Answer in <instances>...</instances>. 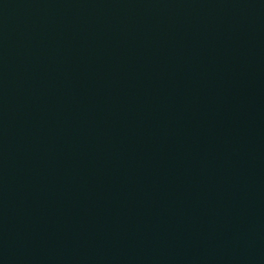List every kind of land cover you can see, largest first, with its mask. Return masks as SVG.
I'll return each mask as SVG.
<instances>
[{
  "label": "water",
  "instance_id": "obj_1",
  "mask_svg": "<svg viewBox=\"0 0 264 264\" xmlns=\"http://www.w3.org/2000/svg\"><path fill=\"white\" fill-rule=\"evenodd\" d=\"M262 47L264 0H0V264H65Z\"/></svg>",
  "mask_w": 264,
  "mask_h": 264
}]
</instances>
